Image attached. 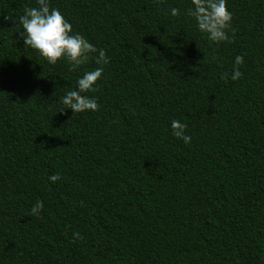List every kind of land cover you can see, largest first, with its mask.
<instances>
[{
  "label": "trees",
  "instance_id": "trees-1",
  "mask_svg": "<svg viewBox=\"0 0 264 264\" xmlns=\"http://www.w3.org/2000/svg\"><path fill=\"white\" fill-rule=\"evenodd\" d=\"M28 6L0 0V264H264V0H227L220 43L191 0H50L109 60L75 115L59 98L96 57L25 47Z\"/></svg>",
  "mask_w": 264,
  "mask_h": 264
},
{
  "label": "clouds",
  "instance_id": "clouds-1",
  "mask_svg": "<svg viewBox=\"0 0 264 264\" xmlns=\"http://www.w3.org/2000/svg\"><path fill=\"white\" fill-rule=\"evenodd\" d=\"M170 15L176 17L180 10L172 7ZM195 21V26L212 43L228 40L227 30L232 21V13L227 7V0H191V6L185 13ZM23 29L19 32L25 47L36 50L47 63L55 65L58 61H66L71 69H78L87 62L90 55H95L99 65L93 70L85 71L76 80L73 89L67 90L59 98L65 109H71L73 114L97 111L99 105L95 98L85 93L95 91L98 81L103 79L104 65L109 63L105 50L97 49L88 39L78 32H73L72 25L58 8L50 7V0H36V6L25 7L23 15L18 17ZM243 58L236 56L233 63L231 80L241 78L239 66ZM62 111L61 113H63ZM172 136L182 140L185 145L191 143V137L186 134L187 124L173 119L170 122ZM48 179L55 183L59 174ZM43 201L37 200L31 208V214L39 216L43 209ZM74 239H80L79 232H73Z\"/></svg>",
  "mask_w": 264,
  "mask_h": 264
}]
</instances>
